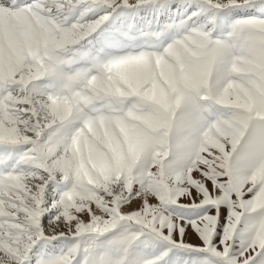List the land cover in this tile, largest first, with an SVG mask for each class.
<instances>
[{
	"label": "snow or ice",
	"instance_id": "6c2138e0",
	"mask_svg": "<svg viewBox=\"0 0 264 264\" xmlns=\"http://www.w3.org/2000/svg\"><path fill=\"white\" fill-rule=\"evenodd\" d=\"M0 264H264V0H0Z\"/></svg>",
	"mask_w": 264,
	"mask_h": 264
}]
</instances>
